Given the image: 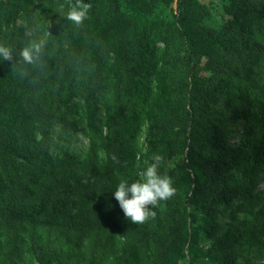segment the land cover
<instances>
[{"label": "trees", "instance_id": "trees-1", "mask_svg": "<svg viewBox=\"0 0 264 264\" xmlns=\"http://www.w3.org/2000/svg\"><path fill=\"white\" fill-rule=\"evenodd\" d=\"M85 2L0 0V264H264V0ZM154 153L177 191L135 224L114 191Z\"/></svg>", "mask_w": 264, "mask_h": 264}, {"label": "clouds", "instance_id": "clouds-1", "mask_svg": "<svg viewBox=\"0 0 264 264\" xmlns=\"http://www.w3.org/2000/svg\"><path fill=\"white\" fill-rule=\"evenodd\" d=\"M91 9L92 4L86 3L85 0H69L66 19L79 27L89 18ZM45 43L44 40L31 41L21 50L23 61L27 64L38 63ZM12 55L11 48L0 45V57L11 60ZM113 160H116L115 156ZM163 160L161 154L154 153L152 162L138 172V179H121L115 188L114 197L125 218L132 223L144 224L149 219H154L156 212L153 209L158 207L161 201H167L176 194L173 178L167 173H160Z\"/></svg>", "mask_w": 264, "mask_h": 264}, {"label": "rangeland", "instance_id": "rangeland-1", "mask_svg": "<svg viewBox=\"0 0 264 264\" xmlns=\"http://www.w3.org/2000/svg\"><path fill=\"white\" fill-rule=\"evenodd\" d=\"M201 1L211 6L213 12L219 17V11L222 5L221 0H201ZM102 115L99 117L100 125H101ZM236 128L238 129L239 132H241L244 127L241 123H238L236 125ZM93 138H94L93 133H89V132L63 133L61 128L57 126L55 128V133H54V144H53L54 153L60 154V152L64 148H67L74 151L78 156L83 157L87 152L88 148L90 147ZM142 142H143V138H142ZM142 170L143 167L141 165L140 171ZM259 186L261 188H264V183H260Z\"/></svg>", "mask_w": 264, "mask_h": 264}]
</instances>
